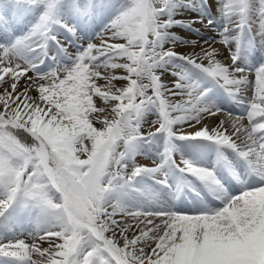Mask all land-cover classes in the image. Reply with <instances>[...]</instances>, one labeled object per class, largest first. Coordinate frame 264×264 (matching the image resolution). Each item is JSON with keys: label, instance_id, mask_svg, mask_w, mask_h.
<instances>
[{"label": "snow or ice", "instance_id": "6c2138e0", "mask_svg": "<svg viewBox=\"0 0 264 264\" xmlns=\"http://www.w3.org/2000/svg\"><path fill=\"white\" fill-rule=\"evenodd\" d=\"M257 6L250 22L253 0H0V264H264V64H237L241 33L264 39ZM200 9L223 21L208 40ZM159 134V163L137 161ZM156 185L194 207L125 202ZM25 215L41 221L27 235Z\"/></svg>", "mask_w": 264, "mask_h": 264}, {"label": "bare ground", "instance_id": "6f19581e", "mask_svg": "<svg viewBox=\"0 0 264 264\" xmlns=\"http://www.w3.org/2000/svg\"><path fill=\"white\" fill-rule=\"evenodd\" d=\"M253 7L256 10L251 13L252 20L250 22L257 20L258 19V12L261 11V8L257 6V0H253ZM197 15L208 16L210 19L213 20V24L208 26V31H206V32L205 31H201L200 33L193 32L192 33L193 37L199 36V38L201 40H208L210 37L213 36V34L215 32H218L223 27V21L221 19L217 18V16L219 14H217V16H214L212 14V11L206 10V9H200V11L198 10V11L192 12V16H197ZM30 19H33V22L31 21V24H30ZM34 21H35V19L33 16L29 19H24L23 21L17 23L16 32H18V34H19L20 33L19 31H21V33L18 37H22L29 30V28L31 27L32 23H34ZM104 23H107V20L103 19L102 21H100V23H99V21L95 22V27H94L93 31H88V30H83V29L80 30L81 40L85 41L87 37L88 38L90 37V34L97 33L100 30V28L103 26ZM253 27L255 29V27H256L255 24L253 25ZM175 31H177V30L175 29ZM186 31H188V30H186ZM186 31L184 29H181V32H180V29H179V31H177V32L180 35H185ZM58 35L62 39H65V40L71 39V37H69L68 34L66 32H63L62 30L60 31V33H58ZM12 37L16 38L14 36H12ZM237 43H238V46L240 47L241 53H242L240 59L237 61L238 65L244 67L248 72H251V67L258 60L262 61L260 65L264 64V51L263 52L260 51V50H264V39H262L261 36L256 35L255 30L252 31L251 33H249L246 29L243 33H241ZM50 47H52L53 50H56L54 48L55 47L54 45H50ZM72 47L74 50V46H72ZM217 47H219V45H217ZM180 50L183 51L184 49H180ZM60 56L61 55L59 54V51H58L57 54L55 55V57L59 58ZM220 58L223 59L222 56ZM197 78L201 80L202 85L204 87H209L210 92L208 93L207 99L211 103H213L217 108H220L225 113H232L233 115H240L241 112L244 111L243 106L238 104V103L233 102V100L229 98V95L223 89L219 88L218 86H214L211 81L207 80L204 77L198 76ZM252 78H254V76ZM148 117L153 118L154 113L149 112ZM148 117H146V119ZM211 122L212 121L209 120V123H211ZM147 130H148L147 128L144 129L145 132H147ZM160 140H162V139L160 138ZM163 141H164V139H163ZM177 143L179 144L180 154H185V148L187 147L185 142H177ZM160 145H161V143H160ZM158 146L159 145H157V147ZM154 148H156L155 145H154ZM148 150L149 149L147 148V145L144 144V146H141L140 152L142 154L136 156V158H138V161L139 160L142 162L152 161V160L157 161L156 155L153 154L152 152L148 151ZM155 150H157V149H155ZM158 150H160V149H158ZM156 152H158V151H156ZM159 153H157V156H159L158 155ZM189 153H190V158H196V157L191 155L190 150H189ZM205 157L206 156L201 157L200 160L204 161ZM213 157H214V154H213ZM158 158L160 159V157H158ZM207 161L210 162V158L208 156H207ZM152 190H149L148 192L140 194V195L128 194L126 197V202H127V200H129V201L133 202L134 204L137 202L142 203L146 200L147 197L154 195ZM154 190H155V188H154ZM162 195L164 196L165 201L174 207H178V208L179 207H186L188 209H192L194 207L192 200H191V194H188L186 189L184 190L183 193H180L179 195H177L175 193H171V194L166 195L164 192ZM160 197L158 199H160ZM181 199H183V201H184L183 204L181 203ZM210 206H214V205H210Z\"/></svg>", "mask_w": 264, "mask_h": 264}, {"label": "rangeland", "instance_id": "374dc122", "mask_svg": "<svg viewBox=\"0 0 264 264\" xmlns=\"http://www.w3.org/2000/svg\"><path fill=\"white\" fill-rule=\"evenodd\" d=\"M200 11V10H199ZM206 17V19H208L209 17L208 16H205ZM34 19H35V17H34ZM210 19V18H209ZM103 20V19H102ZM101 20V21H102ZM106 20V19H105ZM31 21L33 22V19H30V24H31ZM99 23H100V21H99ZM179 29H180V32H181V29H183V28H177L176 30L177 31H179ZM185 31L187 30V29H184ZM15 32V33H14ZM13 33H12V36H14V37H18L19 35H20V33H21V31H19L20 33L18 34V32H16V30L14 31ZM187 32V31H186ZM95 35H96V33H92V34H90V37L88 38H86V40L85 41H87V40H91V39H93L94 37H95ZM4 41L3 40H0V43H3ZM55 48V47H54ZM59 50H53L49 55H51V56H55L56 54H57V52H58ZM261 52H263L264 50H260ZM57 61L58 62H60V63H70V61H67V59L66 58H64L62 55L59 57V58H57ZM261 62L262 61H257L252 67H251V72L254 70V69H256V68H258L259 67V65L261 64ZM53 67H55V64L51 61V60H48V59H46L42 64H40L39 65V68H38V70H41V71H48L50 68H53ZM207 88H209V87H207ZM243 112H241V114H242ZM153 119H154V117H153ZM162 136V137H161ZM160 138L162 139V140H160ZM163 139H164V137H163V134H159V135H157L156 137H154L153 138V140H152V142L151 143H148V144H145V145H147V148L149 149V151H151L153 154H155L156 155V159H157V162L159 163V158L158 157H160V153L159 152H161L160 150H161V148H163V143H164V141H163ZM157 141V142H156ZM161 141V142H160ZM160 143H161V145H160ZM178 144V143H177ZM154 145L156 146V148H154ZM157 145H159L158 147H157ZM179 145V144H178ZM141 146H144V144H141ZM155 149H157V150H155ZM158 149H160V150H158ZM156 151H158V152H156ZM157 153H159L158 155L159 156H157ZM187 155H188V153H186ZM159 159V160H158ZM136 160L138 161V158H136ZM140 161V160H139ZM203 162H208L207 161V156L205 157V160L203 161ZM160 190V191H159ZM152 192L154 193V196L156 197V198H159L162 194H163V191L160 189V186H158V185H156V187H155V190L153 189L152 190ZM156 192V193H155ZM162 192V193H161ZM161 193V194H160ZM157 194V195H156ZM158 196V197H157ZM163 198V199H162ZM160 200H164L165 201V198H164V196L162 195L161 197H160ZM129 200H127V202H128ZM125 202H126V199H125ZM126 202V203H127ZM130 202V204H134L133 202H131V201H129ZM128 202V203H129ZM40 224H41V221L37 218V217H35L34 215H25L24 216V218H23V221L20 223V224H18V225H16V228H17V231L18 232H22L24 235H27L29 232H32V231H34V230H38L39 229V227H40ZM11 236H12V234L11 233H9V238H11ZM22 238H24V237H22Z\"/></svg>", "mask_w": 264, "mask_h": 264}]
</instances>
